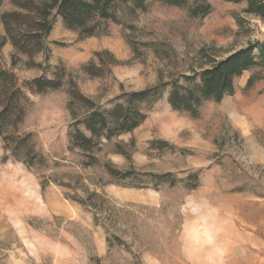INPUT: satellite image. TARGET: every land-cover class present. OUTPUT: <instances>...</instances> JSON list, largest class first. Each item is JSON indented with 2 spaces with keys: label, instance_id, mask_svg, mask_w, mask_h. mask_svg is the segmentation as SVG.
<instances>
[{
  "label": "rangeland",
  "instance_id": "1",
  "mask_svg": "<svg viewBox=\"0 0 264 264\" xmlns=\"http://www.w3.org/2000/svg\"><path fill=\"white\" fill-rule=\"evenodd\" d=\"M208 1L211 12L192 17L187 6L116 0L118 22L90 37L54 15L48 59L34 57L41 67L23 55L12 65L11 44L2 47L1 66L19 80L52 78L57 67L64 78L60 89L25 91L19 130L32 135L44 164L27 167L0 140V264H264V64L235 77L233 94L204 101L197 117L172 109L166 86L138 127L102 140L96 163L83 165L68 146L70 81L109 107L122 91L188 84L181 75L264 44V21L245 2ZM12 9L3 0L0 13ZM98 52L103 70L91 76L83 67L99 65ZM106 164L137 177L117 181ZM147 172L183 182L156 183ZM194 172L198 185L189 189Z\"/></svg>",
  "mask_w": 264,
  "mask_h": 264
},
{
  "label": "trees",
  "instance_id": "2",
  "mask_svg": "<svg viewBox=\"0 0 264 264\" xmlns=\"http://www.w3.org/2000/svg\"><path fill=\"white\" fill-rule=\"evenodd\" d=\"M138 1L141 4L142 0ZM158 1L173 6H187L192 17H204L212 10L208 0ZM224 1L245 2V12L264 21V0ZM2 2L3 0H0V9ZM9 2L13 9L0 13V24L3 29V33L0 34V62L1 49L9 42L13 48L12 65L19 60L20 55L27 58L26 64L30 67L42 66L34 60L40 52L44 54L45 61L48 59L49 49L45 38L52 29L54 15L61 18L67 29L77 31L80 37L99 34L101 26L106 21L118 22L115 12L116 0H9ZM96 56L99 65L90 63L83 67L84 72L91 76L100 75L105 63L103 53L98 52ZM263 64L264 44L251 43L220 60L213 61L199 72L181 75L188 84H182L176 78L169 83L140 90L122 91L109 107H103L83 95L70 81L67 91L69 99L66 104L71 116L70 129L67 133L68 146L81 152L84 157L83 165L96 163L94 151L99 148L102 140L109 141L138 127L146 119L152 103L161 96L166 86L170 87L167 102L171 108L197 117L204 101L219 102L225 96L233 94L234 78L255 65ZM63 78V68L57 67L52 78L36 76L19 80L12 70L0 64V140L3 149L11 158L23 162L27 167L44 164L45 158L35 150L32 135L21 133L19 130L26 111L25 91L45 93L60 89ZM251 81L249 78L247 83ZM155 143L159 146L168 144L166 141H152L151 144ZM105 169L117 181L133 182L137 177V172L133 170L121 172L110 164H106ZM144 175L156 183L167 182L175 185L183 182L181 179H175L170 172L163 174L147 172ZM186 180H192V184L186 185L189 189L195 188L198 185V173H189Z\"/></svg>",
  "mask_w": 264,
  "mask_h": 264
}]
</instances>
